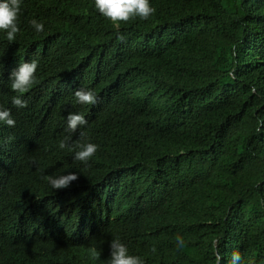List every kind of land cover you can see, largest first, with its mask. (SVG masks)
Listing matches in <instances>:
<instances>
[{"label": "trees", "instance_id": "trees-1", "mask_svg": "<svg viewBox=\"0 0 264 264\" xmlns=\"http://www.w3.org/2000/svg\"><path fill=\"white\" fill-rule=\"evenodd\" d=\"M151 4L116 26L93 0H22L18 20L53 31L0 36L3 59L45 73L24 108L0 83L16 121L0 124V264H107L114 238L145 264H229L234 249L264 264V0ZM78 88L97 94L81 129L102 161L58 146ZM67 172V188L45 179Z\"/></svg>", "mask_w": 264, "mask_h": 264}, {"label": "clouds", "instance_id": "clouds-1", "mask_svg": "<svg viewBox=\"0 0 264 264\" xmlns=\"http://www.w3.org/2000/svg\"><path fill=\"white\" fill-rule=\"evenodd\" d=\"M93 2L94 8L98 13L116 26L130 19L139 18L140 20H147L155 12L151 0H93ZM19 14L24 17L27 16L24 8L22 9V0H0V33H3V36L10 43L14 41L25 42L35 40L32 29L36 33H41L45 30V25L48 27L49 33L53 31L45 15H40V20L33 18L29 23L26 20L19 21ZM20 28H22V34L19 37L17 34L20 32ZM31 57L30 61L23 59L22 61L14 62L12 69L5 72V79L4 76H0V83L9 80L6 85L18 93V95L12 97V104L18 108H24L36 100L37 93L25 92L29 90L32 83L38 84L45 75L38 59L34 56ZM9 94L5 98H2L0 95V124L14 126L16 121L11 114V110L7 108ZM74 97L80 106L84 105L80 109L81 112H70L67 115V132L64 133V136H66L60 140L58 146L60 149L68 148L72 151L74 153L73 159L77 161L84 163H87L89 160L102 161V155L97 143L87 134H84L81 129L82 126L88 123L90 106L96 103L97 94L91 88H78L74 91ZM78 131L81 132V136L71 135ZM45 179L53 190L63 189L70 186L71 182L77 179V173L49 174L45 176ZM176 241L178 246H183L184 241L181 236L178 235ZM89 251L94 259H98L100 256V251L95 247H91ZM221 260L222 257L217 255V264H221ZM241 261V252L234 249L231 253L229 264H241ZM107 264H145V261L139 255L131 254L127 245L119 238H114L110 242V257L107 260Z\"/></svg>", "mask_w": 264, "mask_h": 264}, {"label": "rangeland", "instance_id": "rangeland-1", "mask_svg": "<svg viewBox=\"0 0 264 264\" xmlns=\"http://www.w3.org/2000/svg\"><path fill=\"white\" fill-rule=\"evenodd\" d=\"M3 33H0V36H3ZM4 54L2 52V49L0 50V76H4V79L6 78V71H9L12 69V64L17 61H22L23 59L15 60L11 57L9 58H2L1 55Z\"/></svg>", "mask_w": 264, "mask_h": 264}, {"label": "bare ground", "instance_id": "bare-ground-1", "mask_svg": "<svg viewBox=\"0 0 264 264\" xmlns=\"http://www.w3.org/2000/svg\"><path fill=\"white\" fill-rule=\"evenodd\" d=\"M24 94V93H23ZM23 94H22V96H23Z\"/></svg>", "mask_w": 264, "mask_h": 264}]
</instances>
